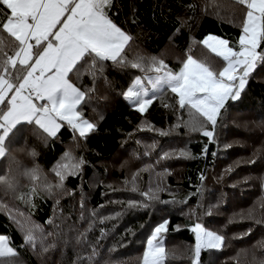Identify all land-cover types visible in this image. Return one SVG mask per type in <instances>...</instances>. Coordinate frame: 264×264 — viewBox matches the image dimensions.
<instances>
[{"label": "trees", "instance_id": "16d2710c", "mask_svg": "<svg viewBox=\"0 0 264 264\" xmlns=\"http://www.w3.org/2000/svg\"><path fill=\"white\" fill-rule=\"evenodd\" d=\"M109 15L132 37L128 60L155 57L179 70L187 55L208 53L200 43L207 36L235 42L243 11L234 0H114ZM144 75L155 73L108 62L95 82L82 77L83 89L103 82L113 98L106 104L94 98L95 90L89 93L82 112L96 129L86 137L67 126L48 137L26 124L10 137L0 176H10L14 187L0 185V234L17 256L0 259L142 264L146 241L168 220L164 264H192L197 223L225 238L220 249L201 250L199 264H264V65L222 110L206 154L207 138L182 126L188 113L173 94L158 95L144 114L123 98L135 77ZM181 150L191 158H181ZM165 153L174 155L162 159ZM74 162L80 167L62 188L45 190L58 183L62 164ZM33 169L39 180L29 177ZM10 214L37 227L34 248Z\"/></svg>", "mask_w": 264, "mask_h": 264}, {"label": "snow or ice", "instance_id": "6c2138e0", "mask_svg": "<svg viewBox=\"0 0 264 264\" xmlns=\"http://www.w3.org/2000/svg\"><path fill=\"white\" fill-rule=\"evenodd\" d=\"M234 3L243 11L237 40L230 42L209 35L200 41L222 61L217 71L190 54L179 70L155 57L148 61L143 57L128 60L126 48L132 37L109 15L114 0H0V158L9 154L8 141L24 124L38 127L48 137H55L65 126L79 137L93 132L96 125L85 118L82 105L95 89L85 90L79 81L88 75L95 82L108 62L155 73L136 76L122 93L123 98L144 114L158 95L166 91L173 94L178 108L188 113L182 126L207 138L202 148L206 154L208 144L214 142L222 110L229 101L241 97L252 73L258 65H264V0ZM173 155L165 153L161 158ZM179 156L191 158L186 150H181ZM79 167V162L62 164L55 173L58 183L45 190L62 188L64 179ZM28 175L33 181L40 179L36 169ZM0 185L13 188L14 181L10 176H0ZM31 194H37L36 187ZM140 194L147 199L158 198L155 193ZM10 217L24 232L25 244L34 248L37 227L26 219ZM168 223L164 220L152 231L143 264H164L163 234L168 231ZM191 231L196 240L192 264H199L202 249H220L224 245L222 235L199 223ZM43 250L47 251V247ZM16 256L9 238L0 234V258ZM0 264L14 262L0 259Z\"/></svg>", "mask_w": 264, "mask_h": 264}, {"label": "rangeland", "instance_id": "374dc122", "mask_svg": "<svg viewBox=\"0 0 264 264\" xmlns=\"http://www.w3.org/2000/svg\"><path fill=\"white\" fill-rule=\"evenodd\" d=\"M208 52V51H207ZM209 53V52H208ZM206 53L204 50L203 51H198L194 58L199 60V61H205L207 62L214 70H218L221 66H222V63L218 60H215V56L211 55L210 53L208 54ZM211 55V56H210ZM78 134V133H77ZM150 238V236H149ZM148 238V239H149ZM147 242V241H146ZM146 247H147V243H145V250H146ZM144 250V251H145ZM203 250V249H202ZM143 264V262H142Z\"/></svg>", "mask_w": 264, "mask_h": 264}, {"label": "crops", "instance_id": "0c3cea01", "mask_svg": "<svg viewBox=\"0 0 264 264\" xmlns=\"http://www.w3.org/2000/svg\"><path fill=\"white\" fill-rule=\"evenodd\" d=\"M209 53L214 56V54H212L211 52H209ZM215 60L220 61L219 58H217V57H215ZM220 62L222 63V61H220ZM94 98L96 100H98V101H100L102 103H106V104H111L113 102V98L106 92V90H105V83H103V82L100 83L99 86L96 88L95 93H94Z\"/></svg>", "mask_w": 264, "mask_h": 264}]
</instances>
